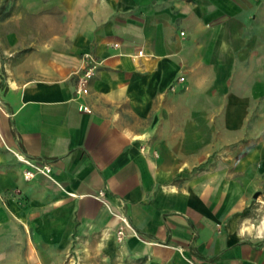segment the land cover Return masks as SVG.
I'll use <instances>...</instances> for the list:
<instances>
[{"label":"crops","instance_id":"obj_1","mask_svg":"<svg viewBox=\"0 0 264 264\" xmlns=\"http://www.w3.org/2000/svg\"><path fill=\"white\" fill-rule=\"evenodd\" d=\"M5 8L0 264H264V0Z\"/></svg>","mask_w":264,"mask_h":264},{"label":"built area","instance_id":"obj_2","mask_svg":"<svg viewBox=\"0 0 264 264\" xmlns=\"http://www.w3.org/2000/svg\"><path fill=\"white\" fill-rule=\"evenodd\" d=\"M181 33H183V32H181ZM139 52H141V51H139ZM90 75H91V68L87 69L78 78L77 91H79L81 93L87 92L88 89H87L86 85H87L88 78L90 77ZM180 79H183V77L180 76ZM80 108L83 110H89L87 105H85V104H82L80 106ZM22 159H23V161H25L29 165V167L27 169H25V171H24L25 177H27V178L32 177L35 172H41V173H44L47 175L50 174V167H49L48 163L43 162L42 164H37V163L32 162L27 157H23V156H22ZM120 221H121V223L116 229V240L117 241H121L128 231L134 232L133 226L128 221V219L125 215L120 214Z\"/></svg>","mask_w":264,"mask_h":264},{"label":"rangeland","instance_id":"obj_3","mask_svg":"<svg viewBox=\"0 0 264 264\" xmlns=\"http://www.w3.org/2000/svg\"><path fill=\"white\" fill-rule=\"evenodd\" d=\"M7 0H0V13H5V4ZM261 175L259 176L260 179ZM253 215L250 217L255 232L264 235V184L258 185L253 193Z\"/></svg>","mask_w":264,"mask_h":264}]
</instances>
